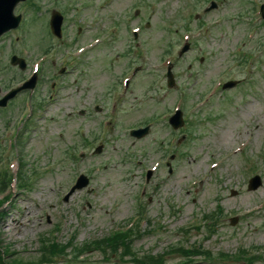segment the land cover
<instances>
[{
	"label": "rangeland",
	"instance_id": "374dc122",
	"mask_svg": "<svg viewBox=\"0 0 264 264\" xmlns=\"http://www.w3.org/2000/svg\"><path fill=\"white\" fill-rule=\"evenodd\" d=\"M30 1L40 8L30 13L29 0L16 7L24 13L23 26L0 41L3 91L6 84L15 86L25 78L38 63L40 48L48 46L43 36L48 38L46 13L52 5L63 11L66 33L64 41L49 38L57 47L48 54L50 60L41 62L40 88L32 94L33 110L38 108L33 126L26 124L19 130L17 147L23 154L15 151V143L10 153L0 156V168L8 162L6 170L13 177L0 192V196L11 194V200L0 206V246H8L20 257L33 256L39 235H51L56 225L54 236L61 242L71 235L76 244L103 237L135 217L141 202V233L132 244L139 253L195 246L214 255H235L243 247L248 254L258 251L261 258L251 263L223 259L214 264H264V205L257 208L264 204V24H255L249 14L254 10L249 1L255 0H214L217 6L207 12H203L206 0ZM181 12L190 14L184 18ZM194 12L199 15L192 17ZM199 18L205 23L200 34L194 31ZM186 23L192 32L181 33L180 26ZM137 24L142 26L139 48L132 44L130 33ZM78 26L82 27L80 35ZM94 36H102V43L88 48L77 60L75 48ZM190 38L197 39L192 49L176 61L177 47ZM171 43L172 58L163 62ZM239 47V53H251L245 66L234 70L239 74L236 78L244 81L223 93L216 91L209 100V94L203 97L220 75L234 68ZM12 52L24 57V70L9 65ZM199 57H203L201 62ZM63 65L66 74L54 76ZM136 65L139 71L126 96L114 97L115 87L108 85L121 89L122 75ZM166 65L174 73L177 89L165 85ZM54 77L57 83L49 92ZM182 89L186 97L183 128L191 120V133L177 142L181 129L173 131L160 117L178 105ZM198 99L208 101L193 111ZM21 104L14 100L7 111L0 110V135L21 123ZM150 120L146 135H130V128L143 127ZM98 143L102 151L95 154L92 150ZM79 149L85 151L84 156L77 155ZM18 155L20 160H15ZM212 162L218 163L210 167ZM253 171L260 175L261 184L249 190ZM81 173L88 177L87 185L67 194ZM19 175L29 180L28 187L18 186ZM199 178L205 179L195 183ZM217 205L223 212L208 233L203 215L216 211ZM233 214L237 221L232 225ZM2 224L8 226L2 230ZM184 259L189 261L183 264H212L196 252L171 253L166 264H180ZM54 264L67 263L61 259ZM73 264L133 263L91 251Z\"/></svg>",
	"mask_w": 264,
	"mask_h": 264
},
{
	"label": "trees",
	"instance_id": "16d2710c",
	"mask_svg": "<svg viewBox=\"0 0 264 264\" xmlns=\"http://www.w3.org/2000/svg\"><path fill=\"white\" fill-rule=\"evenodd\" d=\"M133 234H134V232H132V231H129L127 233L113 234L112 236H110L106 240V245L108 244L110 246V243L115 242V243L119 244L120 246L125 247V249H129L128 247L131 245V242L133 239V237H132ZM116 248L117 247H115V249ZM6 255H7V253H6ZM133 255H136V254H133ZM159 258L160 257H158V256H146V257L142 258L141 260H137V262H141L142 264H158ZM0 264H21V261L18 259H11L10 261H6V260H4L3 255L0 254Z\"/></svg>",
	"mask_w": 264,
	"mask_h": 264
},
{
	"label": "water",
	"instance_id": "95a60500",
	"mask_svg": "<svg viewBox=\"0 0 264 264\" xmlns=\"http://www.w3.org/2000/svg\"><path fill=\"white\" fill-rule=\"evenodd\" d=\"M17 1L18 0H0V33L10 26L16 25V20L12 17V8ZM12 22L13 24L9 25ZM13 93L14 91H12V93L8 96H11ZM7 97L3 99L2 104L5 102ZM176 125L177 123L174 124V126ZM256 185L257 183L251 185L250 187H256Z\"/></svg>",
	"mask_w": 264,
	"mask_h": 264
},
{
	"label": "bare ground",
	"instance_id": "6f19581e",
	"mask_svg": "<svg viewBox=\"0 0 264 264\" xmlns=\"http://www.w3.org/2000/svg\"><path fill=\"white\" fill-rule=\"evenodd\" d=\"M7 226H8L7 224H2L1 225L2 230H4Z\"/></svg>",
	"mask_w": 264,
	"mask_h": 264
}]
</instances>
